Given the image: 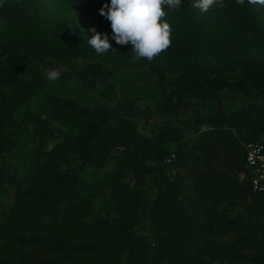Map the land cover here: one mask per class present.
I'll return each mask as SVG.
<instances>
[{"label": "trees", "instance_id": "obj_1", "mask_svg": "<svg viewBox=\"0 0 264 264\" xmlns=\"http://www.w3.org/2000/svg\"><path fill=\"white\" fill-rule=\"evenodd\" d=\"M192 2L164 18L171 45L149 62L111 38L108 53L88 45L93 27L111 34L99 14L110 0L4 1L0 264H264V195L253 191L245 151L264 142V6L224 0L201 13ZM52 5L76 19L49 15ZM57 67L63 82L88 92L108 87L104 106L52 93L39 71ZM119 69L148 75L145 84L159 89L154 108L123 100L130 87L118 86ZM38 92L41 111L27 122L32 151L16 114ZM228 99L242 105L226 109ZM151 178L154 197L145 190ZM96 199L105 205L96 209ZM146 220L154 240L136 231Z\"/></svg>", "mask_w": 264, "mask_h": 264}, {"label": "clouds", "instance_id": "obj_2", "mask_svg": "<svg viewBox=\"0 0 264 264\" xmlns=\"http://www.w3.org/2000/svg\"><path fill=\"white\" fill-rule=\"evenodd\" d=\"M235 3L243 6L245 0H235ZM247 3L264 6V0H247ZM191 4L201 13L225 7L224 0H193ZM181 7L182 0H110V5L106 3L99 9V14L109 21L111 34L99 33L93 27L89 29L93 35L87 43L97 53H108L111 38L121 46L130 44L134 61L143 58L151 62L171 45V25L164 18ZM62 72V68H51L45 74L46 79L57 81Z\"/></svg>", "mask_w": 264, "mask_h": 264}, {"label": "rangeland", "instance_id": "obj_3", "mask_svg": "<svg viewBox=\"0 0 264 264\" xmlns=\"http://www.w3.org/2000/svg\"><path fill=\"white\" fill-rule=\"evenodd\" d=\"M5 0H0V3H4ZM48 14L52 16H64L70 20H75L76 18L69 13L68 11H62L60 6L57 5H52L50 8H48ZM84 30V29H83ZM82 30V31H83ZM89 31L86 32L88 34ZM261 52L264 55V48L260 49ZM77 65L79 67L84 66V62L81 60H78ZM42 75H44L45 81L47 85L51 88V92L58 95L62 96L65 98H70L74 101L79 102L82 105H89L93 107H102L105 104V100L107 97H109V91L110 89L108 87L103 88V90H97L94 89L92 92H88L86 88H84V85L81 82L75 81V80H67L65 82L62 81L60 78L57 81H48L46 79V72L41 69L39 71ZM23 77L28 78L33 74L28 68H24L22 71ZM117 81H118V86L123 85L125 89H123V93L126 92V88L130 87V90L127 91V93L124 94L123 100H129L133 99L136 100L137 103L139 104L140 108H144L145 106H149L151 108H154L155 106V97H156V92H158L157 86L154 84L148 83L145 84V81L147 82L148 75L141 71H134L131 72L129 69H119L115 71ZM115 83V82H114ZM100 88V87H99ZM120 94V91H118ZM43 93L38 92L37 95L31 100V102L27 105L20 106L18 108V112L16 114V123L19 128L25 129L30 136L33 139L34 133L32 132V126L31 124H28V120L36 117L39 115L41 108H40V99L42 98ZM225 108L229 110H235L239 108L242 105L241 101L237 100H232L228 99V101L225 102ZM122 107V108H121ZM120 112H123V106L119 107ZM211 109V107H210ZM149 120L152 122H156L158 119L157 116L151 115L150 113H145L144 114ZM191 119V116L185 117V120ZM202 129H206L205 126L202 127ZM22 130V129H21ZM151 128L147 127L141 123L140 131L144 134H149ZM264 140V139H263ZM30 145V150L34 151L36 147V142L33 139L32 141H29ZM176 144H173V148L176 149ZM20 154V150L16 149L15 151H11L9 153L8 160L11 161H16L17 160V155ZM115 168V161H113L107 168V171H111ZM171 173L169 172V175ZM146 192L152 197L155 196L157 193V182L155 178H151L150 181L146 184L145 186ZM248 202L246 201L245 203H241V206L234 209L232 211V214H237L239 212L243 213L245 211V207L247 206ZM92 205L95 206L96 209L103 207L105 204L101 201V199H96L93 201ZM139 235L145 236L151 240H154V231L152 229V224L149 220L144 221L142 225H140L137 230Z\"/></svg>", "mask_w": 264, "mask_h": 264}, {"label": "built area", "instance_id": "obj_4", "mask_svg": "<svg viewBox=\"0 0 264 264\" xmlns=\"http://www.w3.org/2000/svg\"><path fill=\"white\" fill-rule=\"evenodd\" d=\"M245 151L247 165L255 174L253 191L264 195V142H250L245 145ZM175 157V154H172L168 162L173 161Z\"/></svg>", "mask_w": 264, "mask_h": 264}]
</instances>
